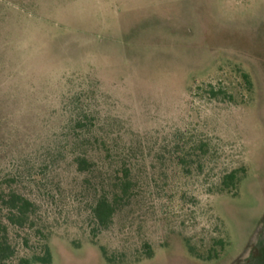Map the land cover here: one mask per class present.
Listing matches in <instances>:
<instances>
[{
  "label": "rangeland",
  "instance_id": "rangeland-1",
  "mask_svg": "<svg viewBox=\"0 0 264 264\" xmlns=\"http://www.w3.org/2000/svg\"><path fill=\"white\" fill-rule=\"evenodd\" d=\"M80 91L146 163L169 141L210 154L97 243L64 193L45 217L50 264H109L99 245L132 257L144 241L153 255L129 264H264V0H0V160L61 140ZM241 165L235 193L207 192Z\"/></svg>",
  "mask_w": 264,
  "mask_h": 264
},
{
  "label": "trees",
  "instance_id": "trees-1",
  "mask_svg": "<svg viewBox=\"0 0 264 264\" xmlns=\"http://www.w3.org/2000/svg\"><path fill=\"white\" fill-rule=\"evenodd\" d=\"M208 92L225 95L210 84ZM89 98V93L80 91L71 99L70 117L61 140L18 159L0 160V264L51 263L49 238L54 222H45V217L48 205H58L64 193H68L74 210L83 213L81 222L89 240L97 243L98 235L117 220L131 219L154 188L162 189L159 178L167 185L168 171L178 167L184 176L203 171L210 154L206 141H169L163 145L165 152H158L146 163L142 156L129 152L139 149L140 143H127L99 125ZM64 168L72 170L67 186L57 178ZM146 171L158 178L145 179ZM245 172L243 165L231 169L207 192L235 193ZM99 249L109 264H129L153 255L146 241L132 257L103 245ZM189 250L193 252L191 245Z\"/></svg>",
  "mask_w": 264,
  "mask_h": 264
}]
</instances>
